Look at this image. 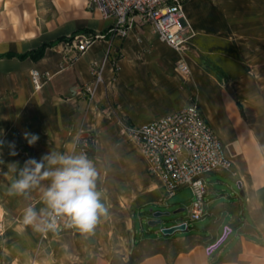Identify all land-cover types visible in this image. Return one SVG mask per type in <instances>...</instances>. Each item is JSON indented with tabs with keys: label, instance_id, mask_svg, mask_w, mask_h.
Returning <instances> with one entry per match:
<instances>
[{
	"label": "crops",
	"instance_id": "1",
	"mask_svg": "<svg viewBox=\"0 0 264 264\" xmlns=\"http://www.w3.org/2000/svg\"><path fill=\"white\" fill-rule=\"evenodd\" d=\"M84 2L0 0V10L7 17L27 18L34 13L45 17L47 10L39 3H50L52 9V17L44 22L45 35H36L28 50L0 54L25 53L44 42L71 37L82 29L90 32L76 36H106L82 52L62 42L48 48L38 61L0 60V63L17 62L26 86L19 100L0 107V264H69L68 260L76 257H97L95 264H108L105 257L110 253L126 256L121 252L126 247L123 241L135 243L137 231L129 239L126 235L121 238L120 227L112 233L109 229L116 214H125L127 210L124 194L131 199L136 190L151 192L155 182L162 188L163 184L150 176L139 146L126 142L119 155L124 177L132 186L116 191V144L122 139L120 123L141 127L187 107L192 99L198 101L202 113L204 99L208 103L217 102V108L221 109L225 119L223 131L217 132L203 115L221 139L224 135L229 140L230 155L225 148L227 157L231 162L233 159L241 163V181L237 183H241L244 195L240 192L238 201L231 205L218 202L217 198L223 194L215 195L214 202L219 205L211 215L216 214L218 218L211 230L217 233L221 229L223 235L215 239L187 237L193 242L183 249L148 256L142 264H264V124L260 122L264 110L249 101L243 105V100H249L251 94L250 75L232 73L224 82L195 60L186 58L191 76L184 77L176 71L182 53L160 42L151 25H141L137 20L127 38H113L109 32L114 21L101 19L96 12L86 10ZM184 11L195 35L191 40L195 39L200 47L205 40L235 43L245 51V57L251 58L248 51L260 49L264 44V0H186ZM93 19L102 21L104 26L98 29ZM192 32L188 30L186 35L191 36ZM161 49H168L170 55H163ZM93 65H104V83L90 100L83 90L94 83ZM33 70L51 75L40 91H35L32 83ZM198 93L203 98L200 101ZM258 102L264 103V100ZM238 103L244 114L250 115L248 122L246 116L242 117ZM12 128L20 131L26 149L17 148L21 140L11 134ZM81 130L95 136L96 152L91 161L99 173L97 191L102 193L101 202L108 210L107 215L100 217L91 234H81L76 228L66 226L65 219L60 222L64 227L61 234L57 229L42 232L25 225L23 214L27 207H33L38 213L46 207L42 191L50 180L41 179L25 195H9L11 183L19 178V169L25 161L39 160L44 154H80L75 150V141ZM26 133L37 134L39 140L29 145ZM135 149L146 163V172L142 169L131 173L124 167ZM12 162H18L15 171L10 167ZM208 192L212 193L211 189ZM159 203L162 204L161 200ZM225 227L232 232L226 234ZM124 228L129 232L130 228H136V222L129 218ZM108 241L117 242L121 247L110 248L106 245ZM212 245H217L216 249L206 252ZM80 264L86 263L81 260Z\"/></svg>",
	"mask_w": 264,
	"mask_h": 264
},
{
	"label": "rangeland",
	"instance_id": "2",
	"mask_svg": "<svg viewBox=\"0 0 264 264\" xmlns=\"http://www.w3.org/2000/svg\"><path fill=\"white\" fill-rule=\"evenodd\" d=\"M39 5L45 6L44 8L47 10L45 17L35 16V13L33 17L27 18L7 17V15L0 10V52L8 50H28L30 48L31 40L36 37V35H45L44 22L46 19L52 17V9L50 3H39ZM83 5L84 8L86 7V10L94 12L91 0H85ZM92 22L98 29L104 26L102 21L93 19ZM98 45L99 44H97V46ZM161 52L163 55H170L168 49H161ZM243 52L245 51H241L235 43L205 40L200 47L199 43L193 39L188 43L185 51L182 52V59L185 61L186 58L195 60L208 72L223 78L224 82L229 76H232L235 73L249 74L251 80L250 83H248V88H250L251 94L248 96L249 100H243V105H246V102L249 101V103L254 106L258 105L264 110V103L258 102V100H264V44L261 45L260 49L248 51L251 58L245 57ZM25 90V78L21 75L20 65L15 61L0 63V107L2 104H10L11 102L19 100ZM35 91L37 90L35 89ZM197 98L199 101L200 98L203 99L200 93H198ZM217 105V102L214 103L210 100V103H208V101L204 99L202 109L205 117L218 132V129H221L222 131L224 130L225 119L221 116V109H218ZM245 116L246 122H248L250 115L246 112ZM242 120L243 119H241V121ZM260 122L264 124V115L261 117ZM10 131L15 139H20L22 137L18 129L12 128ZM90 135H92V133L89 134V132L84 133L82 130L80 131L75 141V150L77 153L81 152L80 148L76 146L77 141L80 138L88 137ZM120 135L122 139L116 144V191L122 192L124 188L131 187L132 183L128 182L124 177L121 163L122 156L121 154L119 155V153L122 151V144L126 142H134L123 133L122 127L120 129ZM221 137L225 143V148L230 155L229 140L224 135H221ZM17 148L21 150L26 149L24 141L21 140L18 142ZM132 155L133 156L129 157V159H126L124 167L130 169L131 173L142 171V169L146 172V163L136 149L133 151ZM232 161V167L230 170L213 173L205 177V184L208 189H211L212 193L208 192L204 198L205 217L199 221L192 222L189 217V209L196 199L191 187H186L178 191L176 196L167 202V205H165V203L164 205L160 203L158 204V202L165 197V191L162 187L158 186L156 182L154 183V189L151 192L136 190L131 199L124 194V207L127 210L125 214H119L116 212V218L114 220L112 219L111 227L109 229L112 233L114 229L116 230L120 227L121 231H123L121 232V238H125L126 235L129 239H132L137 231V240L135 243H132V241L127 243V240L123 241L122 239L126 247H122L121 252L126 256L110 253L111 255L109 257H105L108 264H142L148 256L161 252L183 249L186 245L193 242L192 239L187 237L215 239V237L222 234L221 229H219L217 233L216 231L213 232L211 230L214 227V220H217L218 218V215H211V212L217 207V205H219L218 202L231 205L238 201L241 189L237 182L241 181L239 176V167L241 163L233 159ZM126 164H128V166H126ZM146 175L148 176V174ZM216 194H223V196L218 197L217 199L219 201L215 203L214 200H216ZM178 210H184V212L175 214ZM155 212L169 213V215L155 218ZM129 218H132L133 223L134 221L136 222V228H130L129 232H126L127 228L124 230V226L126 227ZM154 220L160 221V223L156 226H150L149 222ZM185 222L188 223L189 228L185 232H176L167 235L169 237L161 232L164 228ZM57 230L58 233L61 234L64 232V227L60 226V229ZM99 230L101 231V227ZM172 236L185 237L187 239L164 241L174 238ZM106 245L110 248L115 246V249L121 247L119 243L117 244V242L114 241H108ZM127 245H130V247ZM107 254L109 255V253ZM81 260L86 264H95L98 259L97 257H85L83 259L76 257L68 260V262L69 264H80Z\"/></svg>",
	"mask_w": 264,
	"mask_h": 264
},
{
	"label": "built area",
	"instance_id": "3",
	"mask_svg": "<svg viewBox=\"0 0 264 264\" xmlns=\"http://www.w3.org/2000/svg\"><path fill=\"white\" fill-rule=\"evenodd\" d=\"M185 2L186 0H91V5L101 19L114 21L109 32L111 37L127 38L138 20L141 25H151L160 42L181 54L195 36L185 16ZM188 30L192 32L191 36L186 35ZM105 38V35H80L67 42V45L82 52ZM114 68L116 70V64ZM176 69L184 77L191 76L190 66L183 59L177 61ZM92 71L94 83L83 90L90 100L94 99L99 86L104 83V65H93ZM31 79L35 89L40 91L49 82L51 75L33 70ZM120 125L123 133L141 149L150 176L162 182L165 197L161 203L167 205L178 191L191 187L196 199L189 209L190 220L194 222L203 219L204 198L208 194L205 177L230 170L232 162L227 157L222 139L205 119L198 101L192 99L187 107L141 127H132L123 122ZM88 139L89 136L83 137L76 143L83 154H87ZM60 222L61 219L58 220L56 229H60ZM181 227L183 229L177 232L189 229L185 222L164 228L161 232L167 236L165 230ZM225 232L231 233L232 230L225 227ZM216 247L217 245H212L206 251L210 253Z\"/></svg>",
	"mask_w": 264,
	"mask_h": 264
},
{
	"label": "clouds",
	"instance_id": "4",
	"mask_svg": "<svg viewBox=\"0 0 264 264\" xmlns=\"http://www.w3.org/2000/svg\"><path fill=\"white\" fill-rule=\"evenodd\" d=\"M25 136L29 145L39 140L37 134L26 133ZM17 164L12 162L10 167L15 171ZM98 175L86 154H44L39 160L32 158L24 162L19 178L11 183L9 195H25L41 179H48L50 184L42 191L46 207L39 213L27 207L23 223L46 232L55 231L58 220L65 219L66 226L76 228L81 234H91L100 217L106 216L108 211L101 202L102 193L97 191Z\"/></svg>",
	"mask_w": 264,
	"mask_h": 264
},
{
	"label": "trees",
	"instance_id": "5",
	"mask_svg": "<svg viewBox=\"0 0 264 264\" xmlns=\"http://www.w3.org/2000/svg\"><path fill=\"white\" fill-rule=\"evenodd\" d=\"M87 33L90 32L89 30H78L75 33H73L71 35V37H61L55 41H51V42H44L39 48L25 52V53H14V52H7V53H2L0 54V60L3 59H18L20 61H24L27 59H30L32 61H38L40 59H42L45 55V52L48 48H54L56 47L58 44L62 43V42H69L71 41L76 35L80 34V33ZM238 107L240 109V113L242 115V117H245L243 108L241 106L240 103H238ZM95 152H96V141H95V136L94 135H90L89 139H88V149H87V154L86 156L90 159L93 160L95 157Z\"/></svg>",
	"mask_w": 264,
	"mask_h": 264
},
{
	"label": "water",
	"instance_id": "6",
	"mask_svg": "<svg viewBox=\"0 0 264 264\" xmlns=\"http://www.w3.org/2000/svg\"><path fill=\"white\" fill-rule=\"evenodd\" d=\"M241 183H239V188L241 189ZM241 195H244V192L243 191H241ZM153 212V211H152ZM182 212H184V210H178V211H176L175 212V214H177V213H182ZM169 215V213H161V212H155L154 213V217L155 218H159V217H162V216H168ZM160 223V221H157V220H154V221H150L149 222V225L150 226H156V225H158ZM181 229H183V227H181V228H172V229H168V230H165L164 232L166 233V234H168V235H171V234H174L175 232H177L178 230H181Z\"/></svg>",
	"mask_w": 264,
	"mask_h": 264
}]
</instances>
